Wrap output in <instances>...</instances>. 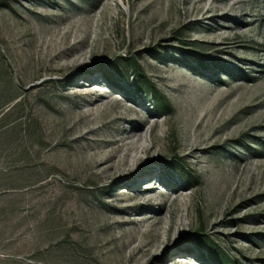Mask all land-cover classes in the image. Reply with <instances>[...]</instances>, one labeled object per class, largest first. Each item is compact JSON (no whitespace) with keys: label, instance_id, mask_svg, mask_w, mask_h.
I'll use <instances>...</instances> for the list:
<instances>
[{"label":"rangeland","instance_id":"374dc122","mask_svg":"<svg viewBox=\"0 0 264 264\" xmlns=\"http://www.w3.org/2000/svg\"><path fill=\"white\" fill-rule=\"evenodd\" d=\"M0 264H264V0H0Z\"/></svg>","mask_w":264,"mask_h":264}]
</instances>
